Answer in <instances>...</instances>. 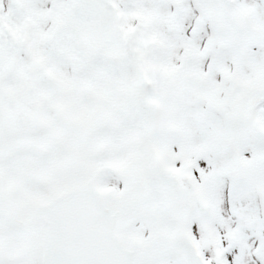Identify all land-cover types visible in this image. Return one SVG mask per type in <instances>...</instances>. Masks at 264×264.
<instances>
[{
    "label": "snow or ice",
    "instance_id": "snow-or-ice-1",
    "mask_svg": "<svg viewBox=\"0 0 264 264\" xmlns=\"http://www.w3.org/2000/svg\"><path fill=\"white\" fill-rule=\"evenodd\" d=\"M0 264H264V0H0Z\"/></svg>",
    "mask_w": 264,
    "mask_h": 264
}]
</instances>
